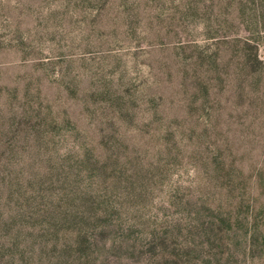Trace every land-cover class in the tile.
<instances>
[{"label":"rangeland","instance_id":"rangeland-1","mask_svg":"<svg viewBox=\"0 0 264 264\" xmlns=\"http://www.w3.org/2000/svg\"><path fill=\"white\" fill-rule=\"evenodd\" d=\"M0 264H264V0H0Z\"/></svg>","mask_w":264,"mask_h":264}]
</instances>
